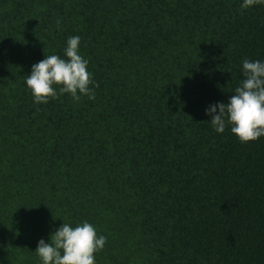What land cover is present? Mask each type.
<instances>
[{
    "label": "trees",
    "instance_id": "16d2710c",
    "mask_svg": "<svg viewBox=\"0 0 264 264\" xmlns=\"http://www.w3.org/2000/svg\"><path fill=\"white\" fill-rule=\"evenodd\" d=\"M242 3L0 0V264H43L39 240L84 221L95 264H264V137L205 111L264 62V4ZM71 36L95 99L35 103L32 65Z\"/></svg>",
    "mask_w": 264,
    "mask_h": 264
},
{
    "label": "clouds",
    "instance_id": "9594fccd",
    "mask_svg": "<svg viewBox=\"0 0 264 264\" xmlns=\"http://www.w3.org/2000/svg\"><path fill=\"white\" fill-rule=\"evenodd\" d=\"M264 4V0H243L242 9ZM59 24V21H57ZM64 58L47 55L32 65L26 85L37 104H47L69 94L74 101L82 96L95 99L93 74L87 70L89 61L80 54V37L71 36L64 49ZM244 79L228 101L205 109L211 115L215 131L223 133L231 125L241 143L264 137V62L245 59L242 62ZM94 86V87H93ZM218 109V112H217ZM107 237L97 233L91 223L84 221L73 227L64 223L50 235V243L40 239L35 250L43 264H95V253L102 251Z\"/></svg>",
    "mask_w": 264,
    "mask_h": 264
}]
</instances>
